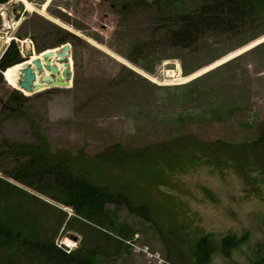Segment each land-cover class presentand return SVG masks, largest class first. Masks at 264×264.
Returning <instances> with one entry per match:
<instances>
[{
    "label": "rangeland",
    "instance_id": "obj_1",
    "mask_svg": "<svg viewBox=\"0 0 264 264\" xmlns=\"http://www.w3.org/2000/svg\"><path fill=\"white\" fill-rule=\"evenodd\" d=\"M26 1L30 11L19 20L18 0L0 4V56L11 39L27 34L53 48L55 24L90 46L76 42L68 86L23 93L22 114L0 113V143L35 142L34 123L52 148L82 150L77 156L84 157L73 159L76 171L148 206L151 221L116 209L135 232L133 244L102 264H195L189 249L196 239L211 233L219 241L228 232L240 243L228 256L214 252L208 264H264V148H251L264 131V35L239 47L237 37L222 35L195 48H166L153 35L154 10L137 0ZM142 40L146 53L132 63L124 55ZM26 52L38 54L32 45ZM7 81L0 82L2 100L14 88ZM213 105L231 111L219 117ZM181 134L234 149L201 145L162 156L154 150L153 160L123 166L100 161L115 143L134 152ZM8 162L2 157L0 166ZM55 242L70 251L80 235L60 229Z\"/></svg>",
    "mask_w": 264,
    "mask_h": 264
},
{
    "label": "trees",
    "instance_id": "obj_2",
    "mask_svg": "<svg viewBox=\"0 0 264 264\" xmlns=\"http://www.w3.org/2000/svg\"><path fill=\"white\" fill-rule=\"evenodd\" d=\"M8 1L0 0V4ZM193 1L192 5L190 0H137L135 4L141 3L154 10L157 19L153 35L158 36L166 48H195L205 40L222 35L237 37L239 47L264 35V0ZM120 5L121 10L127 8L125 1ZM54 26L57 32L51 47L70 43L76 65V42L83 48L90 46L89 42L66 28ZM34 47L37 52L47 48L35 42ZM145 47L143 40L134 42L124 57L139 63L138 59L146 53ZM28 57V54L22 55L12 39L0 57V82L5 81L3 76L8 69ZM196 79L176 87L189 86L197 82ZM27 98L15 87L11 88L7 98L0 99V113L6 116L22 114ZM210 111L222 117L231 110L213 105ZM218 119L216 117V121ZM31 126L35 142L3 139L0 143V162L2 157L9 160L7 167L0 166V264H102L115 258L119 251H127L133 244L130 241L135 232L119 222L116 209L123 207L128 213L151 221L148 206L104 183L93 181L88 172L76 171L73 159L83 158L84 155L77 156L82 150L72 153L68 149L52 148L35 124ZM201 145L211 149L216 145L218 153L234 149L222 141L203 143L192 134H181L134 152L115 143L100 161L110 166H123L131 161L153 160L154 150L159 152L154 151L157 156H162L176 148L184 150ZM259 146L264 148V131L251 148ZM60 229L80 235L75 249L67 251L55 242ZM239 243L240 238L231 232L223 234L219 241L209 233L196 239L189 250L195 264H208L214 252L228 256Z\"/></svg>",
    "mask_w": 264,
    "mask_h": 264
},
{
    "label": "water",
    "instance_id": "obj_3",
    "mask_svg": "<svg viewBox=\"0 0 264 264\" xmlns=\"http://www.w3.org/2000/svg\"><path fill=\"white\" fill-rule=\"evenodd\" d=\"M18 14L15 19L28 14L22 2L17 3ZM53 49L42 51L35 58L25 60L21 63L18 75V86L24 94L39 91L40 86L48 84L49 87H66L72 79V63L70 62L69 43L61 45L56 52ZM55 56L56 60H52ZM31 59V60H30ZM29 61V62H28ZM59 65L62 66L60 69Z\"/></svg>",
    "mask_w": 264,
    "mask_h": 264
},
{
    "label": "bare ground",
    "instance_id": "obj_4",
    "mask_svg": "<svg viewBox=\"0 0 264 264\" xmlns=\"http://www.w3.org/2000/svg\"><path fill=\"white\" fill-rule=\"evenodd\" d=\"M19 2H22L23 4H24V6H25V8H26V10L27 11H30V4H28V2L26 1V0H18ZM58 49L57 48H55V49H53L52 51L53 52H56ZM41 54H43V53H41ZM36 57V55H34V56H32L31 57V59H33V58H35ZM30 59V60H31ZM52 60H56V57L55 56H53L52 57ZM29 62V61H28ZM21 68V64L19 63V64H16V65H14V66H12L6 73H5V76H6V81L8 80V82L9 83H11V85H13V87H15V88H19V86H18V75H19V69ZM169 73V72H168ZM5 78V77H4ZM46 88H48V84H45L44 86H40V88H39V90H42V89H46ZM28 94V93H27Z\"/></svg>",
    "mask_w": 264,
    "mask_h": 264
},
{
    "label": "built area",
    "instance_id": "obj_5",
    "mask_svg": "<svg viewBox=\"0 0 264 264\" xmlns=\"http://www.w3.org/2000/svg\"><path fill=\"white\" fill-rule=\"evenodd\" d=\"M20 44H21V46L24 45V47L26 48V47H29V45H31L32 42H31L30 39H24V40H21V41H20Z\"/></svg>",
    "mask_w": 264,
    "mask_h": 264
}]
</instances>
